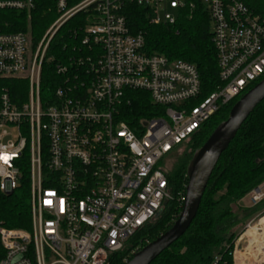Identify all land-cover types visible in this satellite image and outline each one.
Here are the masks:
<instances>
[{
    "label": "built area",
    "instance_id": "obj_1",
    "mask_svg": "<svg viewBox=\"0 0 264 264\" xmlns=\"http://www.w3.org/2000/svg\"><path fill=\"white\" fill-rule=\"evenodd\" d=\"M127 2L146 8L150 23L166 25L201 6L216 51L215 90L201 99L192 64L147 54L144 37L130 33L122 13ZM35 7L36 0H0V12L25 15L28 27L0 28V194L26 186L31 219L30 230L0 221V264H111L171 199L168 155L264 77V13L242 0H54L58 15L35 41ZM88 11L72 53L56 64L59 82L44 90L53 37ZM12 80L24 86L16 99L4 84ZM132 90L146 92L163 115L128 124ZM245 198L263 207L244 224L232 257L240 252L243 264H264V181Z\"/></svg>",
    "mask_w": 264,
    "mask_h": 264
},
{
    "label": "trees",
    "instance_id": "obj_2",
    "mask_svg": "<svg viewBox=\"0 0 264 264\" xmlns=\"http://www.w3.org/2000/svg\"><path fill=\"white\" fill-rule=\"evenodd\" d=\"M256 12L264 13V0H242ZM129 31L140 32L144 37L147 54H162L169 59H179L192 64L201 85L200 98L206 97L220 84L216 51L210 31V21L201 6L192 14L181 11L172 25L150 23L146 8L127 2L122 10ZM88 12H80L67 21L55 34L42 66L43 87L56 85L59 77L56 64L66 62L72 53L76 35L88 24ZM54 0H36L32 11L30 31L33 40H38L57 17ZM2 31H24L26 16L17 12H0ZM260 81V80H259ZM253 83L249 88L253 87ZM10 96L24 94L22 82L12 80L4 83ZM46 88V89H45ZM23 89V91H22ZM43 90V89H42ZM21 91V92H20ZM131 105L124 109V120L132 125L134 121L163 115L164 108L154 105L149 95L140 90L127 94ZM236 101L222 107L211 116L188 140L182 142L166 158L165 174L171 199L163 204L161 212L132 237L124 248L111 255V264H124L133 252L155 239L167 230L177 218L187 181V165L195 152L212 131L227 116ZM198 100L190 103L191 107ZM26 172V171H25ZM264 181V99L248 115L236 135L222 152L214 167L202 195L197 214L185 233L162 251L150 264H233V244L244 224L263 207L242 206L240 201L250 188ZM0 221L8 228L30 230V204L26 186L8 196L0 194Z\"/></svg>",
    "mask_w": 264,
    "mask_h": 264
},
{
    "label": "water",
    "instance_id": "obj_3",
    "mask_svg": "<svg viewBox=\"0 0 264 264\" xmlns=\"http://www.w3.org/2000/svg\"><path fill=\"white\" fill-rule=\"evenodd\" d=\"M263 99L264 77L236 100L227 118L193 153L186 169L184 200L177 218L167 230L138 249L124 264H150L185 233L197 214L209 177L222 152L228 147L248 115Z\"/></svg>",
    "mask_w": 264,
    "mask_h": 264
},
{
    "label": "rangeland",
    "instance_id": "obj_4",
    "mask_svg": "<svg viewBox=\"0 0 264 264\" xmlns=\"http://www.w3.org/2000/svg\"><path fill=\"white\" fill-rule=\"evenodd\" d=\"M210 30H211V27H210ZM240 204L242 205V206H246V207H248V202H247V199L246 198H242V200L240 201ZM242 230H243V228H242ZM241 230V231H242ZM240 231V232H241ZM242 246H244V244L242 245ZM243 257V254L241 253H236L235 254V256H234V260H233V264H238V263H235V258H242ZM252 259L254 258V257H252V256H250ZM251 264H255V263H251Z\"/></svg>",
    "mask_w": 264,
    "mask_h": 264
},
{
    "label": "bare ground",
    "instance_id": "obj_5",
    "mask_svg": "<svg viewBox=\"0 0 264 264\" xmlns=\"http://www.w3.org/2000/svg\"><path fill=\"white\" fill-rule=\"evenodd\" d=\"M238 253H240V252H238ZM240 254H241V253H240ZM242 259H243V257H242V258H235V263L243 264V263H242Z\"/></svg>",
    "mask_w": 264,
    "mask_h": 264
}]
</instances>
